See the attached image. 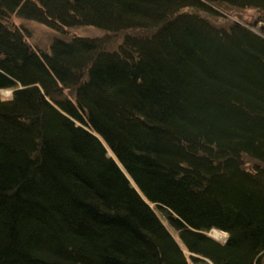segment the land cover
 Returning a JSON list of instances; mask_svg holds the SVG:
<instances>
[{
	"label": "trees",
	"instance_id": "16d2710c",
	"mask_svg": "<svg viewBox=\"0 0 264 264\" xmlns=\"http://www.w3.org/2000/svg\"><path fill=\"white\" fill-rule=\"evenodd\" d=\"M3 90L0 264H264V0H0Z\"/></svg>",
	"mask_w": 264,
	"mask_h": 264
},
{
	"label": "rangeland",
	"instance_id": "374dc122",
	"mask_svg": "<svg viewBox=\"0 0 264 264\" xmlns=\"http://www.w3.org/2000/svg\"><path fill=\"white\" fill-rule=\"evenodd\" d=\"M242 21H246V22H252L251 26L252 29L255 31H258L260 23L257 22V20L255 19V17L253 18V14H250V12H245L244 14L242 13ZM240 15V16H241ZM250 15V18H249ZM252 19V21H251ZM235 20L238 21L237 17H233V16H228L225 18H221V19H217L215 22L218 24H227L230 21ZM14 21L16 22L17 25H20L22 28H24L26 30V33H28V40L32 45H38L39 47L42 48H47L49 46V44L51 43L52 39L56 36H65L70 38L73 35H87V36H102L105 35V32L102 30H98L96 28L93 27H76V28H69V29H65L63 32L58 33L57 31L51 30L49 28H47L46 26L37 23L35 21H29V20H22L19 18H14ZM256 23V25H254V23ZM107 35V45L111 48V47H115L117 45V43L120 41V39L122 38V34L118 35H113V34H106ZM0 94L3 97H9L10 95V90H3L0 92ZM153 206V205H152ZM161 218L164 220L165 222V217L164 215L160 214ZM174 234L176 235L177 238V234L174 232ZM210 235H212L215 239L218 240H223L226 235L222 232H217L214 233L213 231L209 233ZM186 255H188L187 251L185 252Z\"/></svg>",
	"mask_w": 264,
	"mask_h": 264
},
{
	"label": "water",
	"instance_id": "95a60500",
	"mask_svg": "<svg viewBox=\"0 0 264 264\" xmlns=\"http://www.w3.org/2000/svg\"><path fill=\"white\" fill-rule=\"evenodd\" d=\"M257 22L254 23V25H256Z\"/></svg>",
	"mask_w": 264,
	"mask_h": 264
},
{
	"label": "bare ground",
	"instance_id": "6f19581e",
	"mask_svg": "<svg viewBox=\"0 0 264 264\" xmlns=\"http://www.w3.org/2000/svg\"><path fill=\"white\" fill-rule=\"evenodd\" d=\"M214 233H216V231H213Z\"/></svg>",
	"mask_w": 264,
	"mask_h": 264
}]
</instances>
